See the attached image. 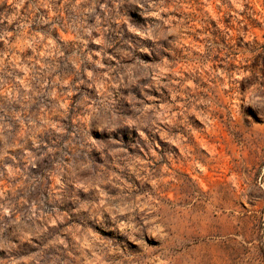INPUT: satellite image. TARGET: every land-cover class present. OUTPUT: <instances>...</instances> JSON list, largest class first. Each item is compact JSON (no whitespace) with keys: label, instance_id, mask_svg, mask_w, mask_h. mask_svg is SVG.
<instances>
[{"label":"rangeland","instance_id":"1","mask_svg":"<svg viewBox=\"0 0 264 264\" xmlns=\"http://www.w3.org/2000/svg\"><path fill=\"white\" fill-rule=\"evenodd\" d=\"M0 264H264V0H0Z\"/></svg>","mask_w":264,"mask_h":264}]
</instances>
